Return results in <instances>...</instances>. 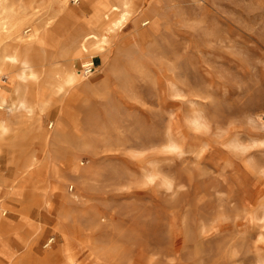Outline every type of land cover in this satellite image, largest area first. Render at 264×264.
I'll use <instances>...</instances> for the list:
<instances>
[{
  "label": "rangeland",
  "instance_id": "obj_1",
  "mask_svg": "<svg viewBox=\"0 0 264 264\" xmlns=\"http://www.w3.org/2000/svg\"><path fill=\"white\" fill-rule=\"evenodd\" d=\"M36 1L34 26L56 10ZM69 7L79 18L90 6ZM133 9L111 51L117 72L106 77L92 60L89 81L103 96L74 100L67 138L53 133L44 147L37 133L27 145L43 164L55 159L66 182L49 170L36 207L8 205L9 225L34 244L19 263L264 264V0H133ZM3 148L0 176L11 180Z\"/></svg>",
  "mask_w": 264,
  "mask_h": 264
},
{
  "label": "bare ground",
  "instance_id": "obj_2",
  "mask_svg": "<svg viewBox=\"0 0 264 264\" xmlns=\"http://www.w3.org/2000/svg\"><path fill=\"white\" fill-rule=\"evenodd\" d=\"M88 2L90 7L87 14L75 18L69 0H49L48 4L56 8L55 13H45L47 19L34 26L35 20H40L36 0H0V80L5 77L9 82L8 89L0 87V153L3 146H7L13 155L12 163L16 166L11 180H4L0 176V264L60 263V258L53 261L45 258L37 262L24 259L19 263V250L30 247L29 252H33L34 244L29 246L21 231L12 228L5 217L10 203L16 202L22 208L31 209L38 205L36 189L49 180V170H52L51 178L56 179L59 185L66 182L62 167L55 163V159L43 164L27 151V145L37 133L35 139L44 147L50 145L53 133L67 138L62 120L73 108L74 100L80 96L96 99L103 96L102 85L91 83L89 80L93 75L84 77L81 68L91 65L93 59H100L107 67L105 72L108 74L104 73L106 77L117 72V68L111 64L117 57L111 51L116 45L118 33L135 14L133 0ZM68 19H75L76 22L70 24ZM37 47L42 50L35 54ZM53 49H59L57 56L53 55ZM76 62L81 63L80 70H76ZM56 99L59 103L56 119L48 123L50 132L42 131L41 115L55 106ZM199 119L195 120V124H199ZM54 127L56 129L53 131ZM75 161L73 158L72 163ZM80 170L79 165L71 169L78 176ZM53 242L54 239L45 248ZM66 247L60 252L61 257L69 255Z\"/></svg>",
  "mask_w": 264,
  "mask_h": 264
},
{
  "label": "built area",
  "instance_id": "obj_3",
  "mask_svg": "<svg viewBox=\"0 0 264 264\" xmlns=\"http://www.w3.org/2000/svg\"><path fill=\"white\" fill-rule=\"evenodd\" d=\"M81 72H82V75L84 77H90L93 75V72H94V64L92 63L91 65H87L83 68H81Z\"/></svg>",
  "mask_w": 264,
  "mask_h": 264
},
{
  "label": "crops",
  "instance_id": "obj_4",
  "mask_svg": "<svg viewBox=\"0 0 264 264\" xmlns=\"http://www.w3.org/2000/svg\"><path fill=\"white\" fill-rule=\"evenodd\" d=\"M94 66H95V63L93 62Z\"/></svg>",
  "mask_w": 264,
  "mask_h": 264
}]
</instances>
